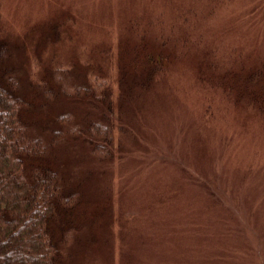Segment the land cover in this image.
<instances>
[{"label":"rangeland","instance_id":"obj_1","mask_svg":"<svg viewBox=\"0 0 264 264\" xmlns=\"http://www.w3.org/2000/svg\"><path fill=\"white\" fill-rule=\"evenodd\" d=\"M0 43L23 117L81 131L49 151L79 195L58 264H264V0H0ZM57 71L81 92L30 88Z\"/></svg>","mask_w":264,"mask_h":264},{"label":"trees","instance_id":"obj_2","mask_svg":"<svg viewBox=\"0 0 264 264\" xmlns=\"http://www.w3.org/2000/svg\"><path fill=\"white\" fill-rule=\"evenodd\" d=\"M7 54L6 44L0 43V264H58L62 247L77 231L70 216L79 195L50 163L49 151L64 134L81 131L72 125L63 131L57 123L43 126L23 117L32 112V103L24 97L19 68L3 65ZM61 73L53 75L55 84L60 83ZM59 83L55 89L49 82L30 88L45 100L81 92V87L62 89ZM58 118L63 119L57 121L61 125L70 122L66 113ZM89 127L91 137L108 140L107 129L99 124ZM94 148L100 151V147ZM102 153L108 154L105 148Z\"/></svg>","mask_w":264,"mask_h":264}]
</instances>
